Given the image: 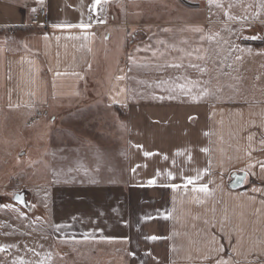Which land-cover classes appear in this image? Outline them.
Returning <instances> with one entry per match:
<instances>
[{"label": "crops", "instance_id": "obj_1", "mask_svg": "<svg viewBox=\"0 0 264 264\" xmlns=\"http://www.w3.org/2000/svg\"><path fill=\"white\" fill-rule=\"evenodd\" d=\"M94 4L0 0V264H264V0Z\"/></svg>", "mask_w": 264, "mask_h": 264}, {"label": "rangeland", "instance_id": "obj_2", "mask_svg": "<svg viewBox=\"0 0 264 264\" xmlns=\"http://www.w3.org/2000/svg\"><path fill=\"white\" fill-rule=\"evenodd\" d=\"M60 178H63V177H60ZM70 179H71V177L69 176L68 179L65 178L64 180H70ZM41 195H43V193ZM20 209H22V208H20ZM24 209H25L24 210L25 212H22V210H20V212L18 214H19V219L22 222V225L28 227L27 229L25 228L26 230H30V228H32L31 227L32 225L28 224V220H27L30 212H33V213L30 214V216H32L34 214V216H35V218H36V220L38 222L41 220V222L40 223L37 222L36 225H41L42 224L41 226H43V227L46 225L45 219L43 218L44 215H45V211H44V208L43 207L41 209V212H38L37 206H35L32 203L28 202L27 205H26V208H24ZM24 213H25V215H24ZM19 240H20V242H16V243H14V244H12V245L9 246V249L11 251H15V252H26L27 250L30 249V246L28 244V240L25 239V236L24 235H22L19 238ZM0 249H1V247H0ZM0 257H1V254H0Z\"/></svg>", "mask_w": 264, "mask_h": 264}, {"label": "snow or ice", "instance_id": "obj_3", "mask_svg": "<svg viewBox=\"0 0 264 264\" xmlns=\"http://www.w3.org/2000/svg\"><path fill=\"white\" fill-rule=\"evenodd\" d=\"M39 2H43V0H39ZM101 2H102V0H95V4L93 5V7H95L96 5H99V4H101ZM103 2L104 3H107L108 2V0H103ZM213 2V0H209V3H212ZM217 6L218 7H220L221 5H219V4H217ZM262 7H264V5H262ZM33 11H35V9H33ZM229 19H233V17H231V16H229L228 17ZM72 27H85V25H83V24H80V25H72ZM165 31H167V29H165ZM193 31H202V29H199V28H196V29H193ZM256 37H253V39H255ZM210 39H211V37H210ZM161 43H163V42H161ZM196 51L198 52L199 51V49H196ZM189 55H191V53H189ZM202 57H197V59H201ZM237 59H239V57H237ZM170 67H173V68H180V67H182V65L181 64H170L169 65ZM190 67H196L197 69H198V71H200V72H207V69L206 68H201V67H199V66H197V65H195V64H190L189 65ZM118 79H123V77H118ZM163 83H166V82H163ZM188 84L189 85H191L192 87H194L195 85H194V83L192 82V81H188ZM181 87V89L183 90L186 86L185 85H181L180 86ZM192 87H188V91L189 92H191V90H192ZM145 155H150L149 153H145ZM261 168L262 169H264V163H261ZM149 183V185H153L154 183H155V181L153 180V181H149L148 182ZM189 183H192V181L191 180H189ZM200 191H206V189H200ZM15 199L17 200V201H22V197L21 196H16L15 197ZM151 239L152 240H156L157 239V237H155V236H153V237H151ZM221 250H222V248H221ZM217 264H227V262H220V261H218L217 262Z\"/></svg>", "mask_w": 264, "mask_h": 264}, {"label": "built area", "instance_id": "obj_4", "mask_svg": "<svg viewBox=\"0 0 264 264\" xmlns=\"http://www.w3.org/2000/svg\"><path fill=\"white\" fill-rule=\"evenodd\" d=\"M48 24L47 12L44 9L39 10L33 14L30 19V26L34 28L45 27Z\"/></svg>", "mask_w": 264, "mask_h": 264}, {"label": "trees", "instance_id": "obj_5", "mask_svg": "<svg viewBox=\"0 0 264 264\" xmlns=\"http://www.w3.org/2000/svg\"><path fill=\"white\" fill-rule=\"evenodd\" d=\"M235 177H236V175H235Z\"/></svg>", "mask_w": 264, "mask_h": 264}]
</instances>
